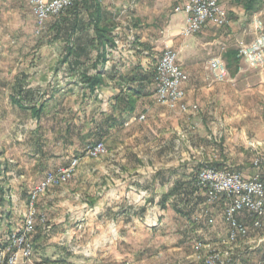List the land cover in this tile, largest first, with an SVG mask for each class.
<instances>
[{"label": "crops", "instance_id": "crops-1", "mask_svg": "<svg viewBox=\"0 0 264 264\" xmlns=\"http://www.w3.org/2000/svg\"><path fill=\"white\" fill-rule=\"evenodd\" d=\"M97 1L100 26L106 28L109 37L104 51L103 47L98 46L88 14L80 9L78 18L82 19L83 25L74 32L68 31L70 36L63 33L65 51L60 58L61 68L52 78L47 75L46 86L52 89V93L44 99V110L66 106L70 113L66 127L68 132H72L75 125H80V142L62 153L61 163L66 165L77 157L81 161L75 174L78 186L93 185L95 188V202L90 212L87 204H81L82 207L76 208L75 212L62 211L58 218H54L62 223L54 233L60 235L61 231L65 235L63 231L70 228L66 220L75 213L101 220L109 214L115 221L112 224L116 226L114 230L118 231L122 227H131L135 221H165L167 213L173 211L177 216L194 222L197 236H204L207 241L205 245L211 244L209 240L212 243L215 241L213 245L223 243L227 227L219 222L220 219L214 218L213 213L219 206L224 208L226 200L220 198L211 214L204 212L206 218L215 219L216 226L207 227L206 232L198 228L199 213L196 211L205 204L199 197L195 180L196 167L201 161H186L184 157L174 165L168 161L167 154L170 149H178L176 142L179 140L186 141L193 134L203 138L201 134L209 124L217 122L221 126L235 122L236 118L238 123L246 124V114L242 113L246 101L242 98L248 88L238 84V81L246 77L247 73L244 72L248 69L241 67L242 63L238 64V69L232 65L230 52L237 50V47L231 44L237 39L240 42L251 41V37H245L243 33L249 30L253 17L259 16L264 21V7L248 15L241 5L233 3L225 8L226 26L220 28L207 24L195 35L184 37L181 31L185 26V14L174 11L178 0ZM58 26L57 22L53 23L54 34ZM62 28L65 32L67 24H62ZM224 28L228 30L224 31ZM53 40L52 37L51 42L55 44ZM167 46L179 52L178 62L188 75V80L183 84L185 103L188 108L196 106L197 112L171 109L155 99L156 66ZM67 47L72 50L67 51ZM220 54L228 69V77L223 81L215 80L204 67L207 60ZM8 72L15 75L10 85H15L13 89L19 90L17 76L20 74L17 69H8ZM255 74L259 75L256 86L260 93H264V69L255 71ZM95 76L100 81L92 88L83 77L89 79ZM232 99L238 101V106ZM18 101L21 100L17 96L15 102L10 98V102L15 104ZM231 107H238L241 113L230 116L228 108ZM141 116L144 118L140 119ZM254 136L257 141L252 143L259 149L264 143V136ZM156 140L158 147L153 144ZM97 142L105 144L110 156L91 166L87 164L91 159L84 151L87 146ZM141 158L146 162L143 166L139 164ZM59 197L54 192L50 201ZM185 204H190V208ZM188 210L190 215L184 213ZM9 214L5 206L0 207V244H5L8 233L15 230ZM243 220L250 226L249 234L229 247L230 259L223 264H264V219L260 228H254L250 218ZM122 221L128 222L123 224ZM153 225L156 224L153 222ZM158 225L159 228L163 226L161 222ZM53 242L55 245L50 244L52 246L49 245L50 241L37 244L51 249L52 255H47L50 262L64 261L63 254L58 253L63 244ZM199 258L197 255L193 257L195 264H202Z\"/></svg>", "mask_w": 264, "mask_h": 264}, {"label": "rangeland", "instance_id": "rangeland-1", "mask_svg": "<svg viewBox=\"0 0 264 264\" xmlns=\"http://www.w3.org/2000/svg\"><path fill=\"white\" fill-rule=\"evenodd\" d=\"M222 2L224 8L235 3L234 0H222ZM60 16L49 19L44 29L36 33L34 15L27 0H0V188L4 190L0 207L5 206L10 212L9 216L14 221L15 230L21 226L30 208L31 191L46 173L68 166L69 163L66 165L61 163L62 153L80 142V125L72 127L70 133L66 128L70 119L69 109L66 106L51 107L37 117L28 110V107L39 105L52 93V89L46 86L47 75L49 74L48 78L49 76L52 78L61 68L60 58L65 51L62 44L64 35L56 38V32L54 34L52 30L53 23L57 22ZM249 27L243 35L251 37L252 40L256 31L251 24ZM52 37L53 41H56L55 44L51 42ZM237 41L234 40L231 44L236 46L237 50L240 45L250 42H240L239 39ZM239 63H242L240 58ZM240 66L245 67L243 64ZM15 68L21 76V79L19 75L17 76V85L23 86V92L29 95L28 99H23L18 90L13 89L15 85L13 87L10 85L15 75H11L8 69ZM247 69L244 72L247 73L246 77L238 81V84L248 88L242 98L246 101L245 110L241 109L242 113L246 114V127L238 123L237 118L235 122L221 126L215 121L216 123L209 124V127L202 132L203 138L193 134L186 141L176 142L178 149H170L167 154L171 164L176 165L180 158L186 157V161H201L196 164L197 169L218 162L220 166L240 172L244 176H251L255 172L252 160L257 153H264V143L259 149L252 143L257 141L254 135L264 136V93H260L259 87L256 86L259 75L255 74V71L263 70L264 67ZM12 95L17 96L21 100L19 103L25 107L10 102ZM232 101L235 102L234 99ZM182 103L186 105L185 97ZM235 106H238V101L235 102ZM176 108L182 112L190 109L193 112L198 110L196 106L192 108L187 106L183 110L180 104L171 109ZM239 113L241 112L238 107L228 108L230 116H237ZM153 144H157L158 147L157 140L153 141ZM107 156H110L108 148L107 152L99 157L87 156L91 160L86 163L94 166ZM142 159L139 164L144 165L146 162ZM80 163L81 161L78 162L69 180L49 186L36 196L32 209L38 216V222L30 237L32 254L29 259H22L18 264H195L193 257L196 255L200 257L198 261L202 260V264H221L228 257L226 253L230 255L229 245L226 243L213 245L215 241L212 243L209 240L211 244L205 245L207 241L204 236L202 238L197 236L194 222L183 216H177L173 211L167 213L165 221H135L131 227H122L118 231L114 230L116 226L112 224L115 221H112L109 214L101 220L94 216H77L75 213L66 220L70 228L63 231L65 235H62L61 231L60 235L55 234V228L62 223L55 221L54 218H58L62 211L75 212V209L82 207L83 204H87L89 211L95 202L93 185L78 186L75 174ZM54 192L60 197L52 202L50 199ZM197 192L199 197H202L201 201L205 203L200 208L196 207L198 208L196 212L199 213L198 228L205 231L207 227L216 226L215 219L210 218L213 219V223H210L205 213L214 210L218 203H209L199 188ZM185 205L190 208V204ZM221 208L219 206L215 209L213 215L214 218L220 219L219 222L225 224L223 218L225 206ZM184 213L189 214L190 211ZM122 222L127 224L128 221ZM153 222L156 225H153ZM159 222L165 224L159 228ZM226 237L222 238V242ZM54 240L63 244L58 253L63 254L65 261L53 263L47 261L46 259L49 258L47 255H52L51 249L37 244L50 241L49 245H55ZM199 243L201 245H198ZM193 247L199 250H193ZM214 256H217L218 260H215Z\"/></svg>", "mask_w": 264, "mask_h": 264}, {"label": "built area", "instance_id": "built-area-1", "mask_svg": "<svg viewBox=\"0 0 264 264\" xmlns=\"http://www.w3.org/2000/svg\"><path fill=\"white\" fill-rule=\"evenodd\" d=\"M27 2L34 15L36 33L44 29L49 19L64 14L74 4V0H27ZM174 11L185 14V26L181 31L184 37L195 35L207 24L224 27L228 23L221 0H178ZM251 26L255 29L256 35L249 43L240 45L238 57L249 69H263L264 23L259 16H255ZM178 54V51L168 46L163 50L154 77L155 99L170 108L180 104L184 110L187 106L182 103L185 97L183 84L187 80V75L178 62ZM204 67L217 81H223L228 77V69L221 54L207 60ZM143 118L144 116L140 117ZM105 152L107 148L103 142L89 145L84 151L86 156L94 158ZM78 162L79 159L74 158L68 166L46 173L31 191L30 208L23 223L8 233L5 244H0V264H18L20 260L30 258L32 254L30 237L38 222V216L32 209L36 196L49 186L69 180ZM252 166L255 172L251 176H244L227 167L208 166L201 168L197 174V186L209 203H216L220 198L226 200L223 218L227 227V237L223 243L229 247L245 239L249 234L250 226L243 218H250L254 228H260L264 219V153H257L252 160ZM209 222L213 223V219ZM230 255L226 253L227 261ZM214 259L218 260L217 256H214Z\"/></svg>", "mask_w": 264, "mask_h": 264}, {"label": "trees", "instance_id": "trees-1", "mask_svg": "<svg viewBox=\"0 0 264 264\" xmlns=\"http://www.w3.org/2000/svg\"><path fill=\"white\" fill-rule=\"evenodd\" d=\"M234 1L236 4L241 5L248 15H253L254 13L260 11L264 7V0H234ZM80 9H83L88 14L89 23L91 24V26H93V30L95 32V37L98 40V46L103 47V51H104V46L109 41V39H108L109 37H108V31L106 30V28L100 26L99 8H98V1L97 0H74L73 6L70 7L64 13L65 15H61L57 21V24L59 26L56 29L57 30L56 31V38H58V36L63 35V33H68V31L74 32V31H76V29L78 27L83 25L82 19L78 18V14H79ZM70 16L72 17V19ZM65 23L67 24V28L65 29V32H63L62 24H65ZM68 36H70L69 33H68ZM66 50L70 52V50H72V48L67 47ZM230 56L232 57V59H231L232 65L235 66L236 69H238V64H239L238 50H232L230 52ZM83 78H84V80H87L88 84L92 88L96 84H98L100 81V78L97 76H95L93 78H89V79H87L88 77H83ZM23 90H24L23 87L20 86L18 92L20 93V95L22 96L23 99H28L27 97H29V95L27 94V92L26 93L23 92ZM12 101L15 102V97L14 98L12 97ZM19 102L20 101H18L17 104L20 107H25V106H23L22 103H19ZM44 109H45L44 100L39 105H34V106L28 107V110H30V112L36 117L39 116ZM207 166L208 167H215V168H223L222 166H220L219 163H212V164L206 165L204 167H207ZM200 169L201 168H198L196 173H195V180L197 178V174H198V171ZM3 192H4L3 188H0V200L1 201H2L1 195ZM49 259L50 258H47L46 260L49 261Z\"/></svg>", "mask_w": 264, "mask_h": 264}]
</instances>
